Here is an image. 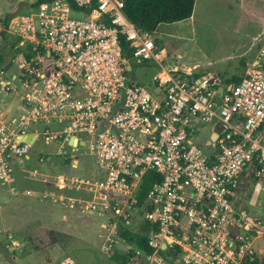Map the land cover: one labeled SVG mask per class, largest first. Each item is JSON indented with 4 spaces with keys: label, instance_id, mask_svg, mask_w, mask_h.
Returning <instances> with one entry per match:
<instances>
[{
    "label": "built area",
    "instance_id": "1",
    "mask_svg": "<svg viewBox=\"0 0 264 264\" xmlns=\"http://www.w3.org/2000/svg\"><path fill=\"white\" fill-rule=\"evenodd\" d=\"M8 26L14 42L0 67V189L16 190L15 171L35 143L59 144L56 153L69 165L84 147L95 158L96 176L58 175L56 183L91 193L79 202L84 214L130 225L143 177L162 175L139 208L153 249L122 241L124 254L134 251L124 264L256 260L264 212L236 208L234 194L249 169L264 182V48L240 81L223 84L215 74L194 77L167 65L157 33L138 29L124 0H42ZM131 61L155 64L159 72L136 83L129 80ZM209 124L217 136L200 146L193 136ZM117 242L107 235L102 249L112 254Z\"/></svg>",
    "mask_w": 264,
    "mask_h": 264
},
{
    "label": "rangeland",
    "instance_id": "2",
    "mask_svg": "<svg viewBox=\"0 0 264 264\" xmlns=\"http://www.w3.org/2000/svg\"><path fill=\"white\" fill-rule=\"evenodd\" d=\"M32 1L35 0H0V17L9 15L10 24L18 15L28 12V4ZM158 35H162L160 50L166 55L167 65H177L194 77L216 72L222 79L228 78L236 70V74L241 71L243 60L247 66L264 48V0H195L190 18L159 26ZM13 42L14 35L10 31L0 34V50L5 52L6 59L11 56ZM131 64L129 80L139 84H147L159 72L155 64L135 66L132 61ZM210 126L197 130L194 142L201 146ZM59 147V144L46 145L39 141L34 144L30 158L18 164V168L25 170V173L18 170L21 181L33 192L32 195L24 191L18 194L17 199L21 197L25 205H17L19 209L14 210L8 206L13 192L8 188L0 189V264H60L66 256L73 264H124L122 257L112 256L102 249L106 236L111 235L118 239L116 248L122 251L123 242L117 229V224L124 222L122 218L109 220L107 216L82 213L68 232L60 229L65 223L62 214L72 211L63 208L57 198L43 197V185L54 190L58 175L92 178L98 168L87 148H77L78 165L72 167L57 155ZM247 178L235 192L234 204L253 215L258 210L259 182L253 181V175ZM67 188L80 191L75 189L77 183H70ZM9 210L16 211L17 217L31 212L39 220L52 223L39 225L33 220L29 226L19 227L20 218H14V214L10 217ZM129 218L130 229H137L146 221L139 208L131 209ZM23 238L20 246L12 244ZM257 243L263 244L264 240Z\"/></svg>",
    "mask_w": 264,
    "mask_h": 264
},
{
    "label": "trees",
    "instance_id": "3",
    "mask_svg": "<svg viewBox=\"0 0 264 264\" xmlns=\"http://www.w3.org/2000/svg\"><path fill=\"white\" fill-rule=\"evenodd\" d=\"M42 0H35L31 6H36ZM72 3V0H69ZM195 0H124V12L134 25L142 30L157 33L158 27L165 24L179 22L188 19L192 15ZM10 16L6 15L3 23L8 26ZM4 33V32H3ZM8 59L4 51L0 50V67L6 65ZM243 68L246 67L244 60L241 62ZM240 74H234L231 77L222 79L223 84L237 83L241 80ZM66 164H70L68 160ZM162 179L160 173L149 171L143 177L139 189L136 193V203L133 209L140 208L146 200L147 193L154 184L159 183ZM119 238L138 248L143 252H149L153 249L149 234L151 232V225L145 221L137 229H130L124 222L117 224ZM118 251V252H117ZM134 253L129 250L128 254L116 249L111 255L122 257L124 263L127 262L128 257ZM251 264H259L255 260Z\"/></svg>",
    "mask_w": 264,
    "mask_h": 264
},
{
    "label": "crops",
    "instance_id": "4",
    "mask_svg": "<svg viewBox=\"0 0 264 264\" xmlns=\"http://www.w3.org/2000/svg\"><path fill=\"white\" fill-rule=\"evenodd\" d=\"M34 1H32V2H30L29 4H28V8L29 7H31V3H33ZM1 18V17H0ZM3 19L5 18V17H2ZM6 28H8V26H6L5 25V30L4 31H2V32H0V34H2L3 35V32H8L9 30H7ZM11 46V45H10ZM9 59H10V57L8 58V61H9ZM7 61V62H8ZM255 62V59L253 60V62L252 63H248L247 64V66L245 67V68H243V65H241V67H240V69H241V71L238 73V74H240V76L242 77L243 76V74L245 73V70H246V68L250 65V64H253ZM238 71L236 70L235 71V74L237 73ZM210 74H215V75H217L219 78H220V80H222V77H220L219 76V73H216V72H214V73H208V74H204L203 76H206V75H210ZM232 76V75H231ZM211 124H209V126H210ZM205 127V126H204ZM213 129H215V127L214 126H210V127H208L207 128V136L204 138V140H205V145H206V143H207V141H208V134L210 133V136L212 135V133H213ZM32 152V151H31ZM30 156H31V153H30ZM30 158V157H29ZM41 160V159H40ZM40 162V161H39ZM72 165V167H75V166H77L78 165V156H76V160L74 161V163L73 164H71ZM70 165V166H71ZM18 170H21L23 173H25V170H23L22 168H18L17 167V169H16V171H15V178H14V183H13V185L15 186V191H13V195H12V197H10V198H12V199H10V201H9V204H8V206H10V207H12L14 210L15 209H19V207H17V205H20V204H22V205H25V200H23L21 197H20V199H17L19 196H18V194L20 193V192H22V191H24L25 192V194L26 195H32V190H30V189H28V188H26L27 186H26V182H22L21 181V177H20V175L18 174ZM61 175V174H60ZM250 175H253L252 173H250V171L248 170V171H245V172H243V174H242V176H241V178H240V184H239V187H238V189H237V191L239 190V188H240V186H241V184L246 180V179H248L247 177L248 176H250ZM65 176H67V175H65ZM69 176H72V175H69ZM96 176V174L92 177V178H94ZM73 177V176H72ZM254 177V176H253ZM83 179H86V178H88V177H86V178H84V177H82ZM253 181H256L257 183L259 182V186H258V188H259V202H258V210H257V213H262V211L264 212V182H262V181H259L258 179H256L255 177H254V180ZM43 182V181H42ZM43 187L44 188H42L41 189V192L43 193V197H47L48 195L49 196H51L52 198H57L59 195H63V196H65V197H67L68 199L70 198V199H74L75 200V202H74V205L71 207L70 205H68V204H64V202H59L60 204H62L61 206L63 207V208H65V209H70V211H72V212H68V213H66V214H62V219H63V221H65V223H64V226L63 227H61L60 229H62V230H64V232H68V229L70 230L72 227H73V225H75L74 223L76 222V218L77 217H80V215H82V212H81V210L79 209V202H81V201H84V200H87V199H89V198H91V193L90 192H88L87 190H85V189H80V187H78V188H75V189H78V190H80V191H73V188H64V189H58L56 186V188H54V190L53 189H50V187H47V185L45 186V185H43ZM74 189V190H75ZM82 190H84V191H82ZM27 191H30V193L28 194L27 193ZM10 196V195H9ZM43 206H41V208H42ZM239 209H242V207H238ZM45 210V209H44ZM9 212H10V214H9V216L11 217L12 216V214H14L13 216H14V218L15 217H17L16 216V211H11V210H9ZM33 213V212H32ZM47 214H48V211L46 212ZM256 213V214H257ZM35 215V214H34ZM34 215H32L31 214V212L30 213H28L27 215L25 214V215H22V217L21 216H18L17 218H20V221L22 222V223H20L18 226L19 227H27V226H29L30 225V223H31V221H33V220H37L36 222H37V224H39V225H43V224H45V225H49V224H51L52 222L51 221H49V223H47L46 221L47 220H39V218H37L36 216H34ZM255 215V214H254ZM261 217V216H260ZM39 222V223H38ZM52 225H54V224H52ZM51 225V226H52ZM50 226V225H49ZM55 226V225H54ZM260 239H263L264 240V236H259L258 238H256L255 239V241H254V248H255V251H256V261H257V263H259V264H264V243L263 244H259V243H257L256 244V241H258V240H260ZM29 241H32V239L30 238V240ZM22 242H24V238L23 239H17V240H15V241H13V243L12 244H15V246H20L21 244H22ZM33 242V241H32ZM15 246L14 247H12V250L14 251L15 250ZM67 257V256H66ZM66 257H63L62 259H64V258H66ZM61 259V260H62ZM60 260V261H61Z\"/></svg>",
    "mask_w": 264,
    "mask_h": 264
},
{
    "label": "water",
    "instance_id": "5",
    "mask_svg": "<svg viewBox=\"0 0 264 264\" xmlns=\"http://www.w3.org/2000/svg\"><path fill=\"white\" fill-rule=\"evenodd\" d=\"M161 37H162V35H158V36L155 38V41L159 44L160 47H161V43L159 42V38H161ZM255 63H256V61H255L253 64H255ZM216 136H217V133H216V131H214V132L212 133V135L210 136V139L207 141L206 145H209L210 142L213 141V140L216 138ZM69 143H70V141H69ZM81 143H82V142H81ZM260 218L264 221V217H263V216H261Z\"/></svg>",
    "mask_w": 264,
    "mask_h": 264
}]
</instances>
